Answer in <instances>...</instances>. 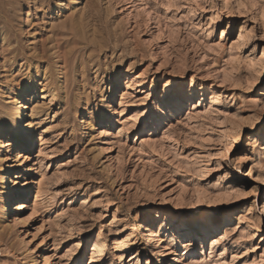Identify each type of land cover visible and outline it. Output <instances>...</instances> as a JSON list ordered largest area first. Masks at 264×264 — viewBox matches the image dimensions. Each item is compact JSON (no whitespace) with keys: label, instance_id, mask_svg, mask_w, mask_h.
I'll use <instances>...</instances> for the list:
<instances>
[{"label":"rangeland","instance_id":"1","mask_svg":"<svg viewBox=\"0 0 264 264\" xmlns=\"http://www.w3.org/2000/svg\"><path fill=\"white\" fill-rule=\"evenodd\" d=\"M60 1L0 0V264H264V0Z\"/></svg>","mask_w":264,"mask_h":264},{"label":"bare ground","instance_id":"2","mask_svg":"<svg viewBox=\"0 0 264 264\" xmlns=\"http://www.w3.org/2000/svg\"><path fill=\"white\" fill-rule=\"evenodd\" d=\"M69 2L70 3L71 2L78 3V0H72V1H69ZM58 4H59V8L60 9H62L63 6H67L66 5L67 2H64V0L60 1ZM7 24H8L7 22H5L4 20L0 19V25H1V28L3 29L2 30L3 34L0 37L1 41H6L7 42V41H9L11 39V34L12 33H10L8 31L10 27L7 26V27H9L7 29V27H6ZM8 44L10 46V41H9ZM57 44H58V47H59V43H57ZM35 47H36V45H35ZM42 52L44 53L43 49H42ZM10 53H13V58H14V56H17V54H18L17 48L12 46L10 48ZM38 54L39 53L35 54L33 52V54L26 55L27 56L26 59L23 62L19 63V64L14 62V60L12 58L10 66H15L14 70H17L19 72L20 70H22V68H24V69H27L28 71L23 73V75H21V74L17 75V76H14V75L11 76L10 75V77H5L4 83L2 84L3 87H2V90L0 91V110L2 112H4L5 109L9 107V113H7L8 114V118L7 119L4 116H0V123H3L2 125H4V126L6 125L7 130H9V132L11 134L10 138H12V136H14V135H17L20 130L22 131L26 127V125H24V121H25L24 116L26 115L25 111L20 112V117L18 119H16V117H17L16 110L18 108L24 107V104H22V97H18V94L19 95H20V93H25L26 94L30 90L36 89V80L35 79H36V76H38L39 67H38V65L36 64L35 61L37 60L36 58H38V57L40 58V54L39 55ZM67 54H69V53L61 52V51H59V49L56 51V57L61 61V63H62L61 67L62 68L66 67L67 58H68ZM29 69H31V70H29ZM49 71L50 70H47L45 68L44 72L42 73V77L44 78V80H47V78H50L52 76L51 72H49ZM60 71H62V69L59 68V72ZM9 72H10V70H9ZM11 72H12V70H11ZM64 73L66 74L67 72H64ZM23 100L26 101L25 98H23ZM31 108L35 109V107H31ZM22 117H23V119H22ZM4 121L8 122L9 124L4 123ZM30 123H28V124L30 125ZM29 125H27V127ZM31 129H33V128H29V129H25L24 130V132L26 133V136H28V133L30 132ZM0 132L2 133L1 129H0ZM35 132H39V130H37L35 128ZM27 144H28V146L29 145L32 146V143L30 141V137L27 139ZM21 146L24 147V144L21 145ZM23 150H27V147L25 146V148H23ZM2 164H3V167L1 168V171L2 170H8V166L5 163H2ZM240 177H241L240 180H243V181L244 180H248L250 178L249 175H240ZM8 182H11L10 178L8 176L5 177V178L1 177V179H0V189L8 188V186H5L6 184H9ZM9 200H10V198L7 197L6 200H5L4 206H3L4 209L5 208H9ZM172 212H176L178 214L181 213V211H179L178 209H176V210H174ZM213 212H214L213 210L210 211L209 218L212 217ZM161 213L162 212L160 210H158L157 211V217H159L161 215ZM6 214H7L6 212L5 213L3 212V215H2L3 217L2 218H6V216H7ZM169 216H170V213L166 212V217H169ZM183 228H185V226ZM197 251H198V249L195 248V249L189 250L188 252H192V253L195 254Z\"/></svg>","mask_w":264,"mask_h":264}]
</instances>
